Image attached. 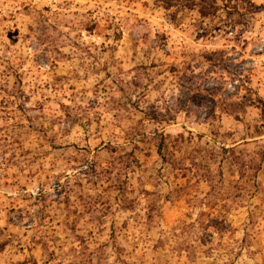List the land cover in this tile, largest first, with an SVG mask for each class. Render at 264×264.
I'll use <instances>...</instances> for the list:
<instances>
[{"label": "rangeland", "instance_id": "1", "mask_svg": "<svg viewBox=\"0 0 264 264\" xmlns=\"http://www.w3.org/2000/svg\"><path fill=\"white\" fill-rule=\"evenodd\" d=\"M0 264H264V0H0Z\"/></svg>", "mask_w": 264, "mask_h": 264}]
</instances>
